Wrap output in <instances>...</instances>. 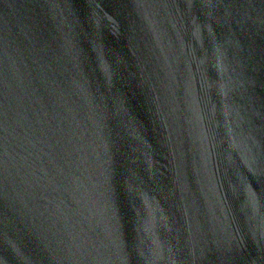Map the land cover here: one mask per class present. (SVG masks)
I'll use <instances>...</instances> for the list:
<instances>
[{"label": "water", "instance_id": "obj_1", "mask_svg": "<svg viewBox=\"0 0 264 264\" xmlns=\"http://www.w3.org/2000/svg\"><path fill=\"white\" fill-rule=\"evenodd\" d=\"M0 264H264V0H0Z\"/></svg>", "mask_w": 264, "mask_h": 264}]
</instances>
